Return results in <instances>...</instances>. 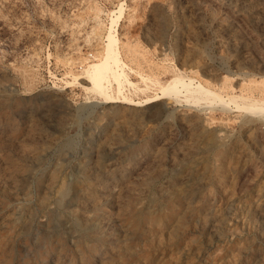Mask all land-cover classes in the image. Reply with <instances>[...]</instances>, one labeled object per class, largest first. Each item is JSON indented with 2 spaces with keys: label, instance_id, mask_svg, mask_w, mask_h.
<instances>
[{
  "label": "rangeland",
  "instance_id": "374dc122",
  "mask_svg": "<svg viewBox=\"0 0 264 264\" xmlns=\"http://www.w3.org/2000/svg\"><path fill=\"white\" fill-rule=\"evenodd\" d=\"M112 18L133 102L80 74ZM179 71L227 106L162 96ZM231 96L264 102V0H0V264H264V111Z\"/></svg>",
  "mask_w": 264,
  "mask_h": 264
},
{
  "label": "bare ground",
  "instance_id": "6f19581e",
  "mask_svg": "<svg viewBox=\"0 0 264 264\" xmlns=\"http://www.w3.org/2000/svg\"><path fill=\"white\" fill-rule=\"evenodd\" d=\"M219 1V0H218ZM253 1H255V0H253ZM186 5H187V3H186ZM190 5V4H189ZM178 9V8H177ZM100 22V21H99ZM116 22V18H112V21H111V28H110V31H109V33L107 34V42L105 43V45H103V49H102V51H99V52H97V55H96V61H94V62H92V63H89V64H87L83 69H82V71L80 72V74L82 75H80V74H77V76L78 77H85L86 79H88L89 80V82L91 83V86L89 87V89H90V91L91 92H94V93H96V94H98V95H100V96H103L104 98H105V100H107V101H111V102H117V101H119V99H122L123 101H126L127 102V100H131V98H129V96H128V94H126L125 93V87L126 86H133L129 81H125L126 83H124L122 80H121V77L122 76H124L125 75V73L122 71V72H120V69H123L124 68V63L121 61V59L119 58V54H120V46H118V42H117V39H116V37H115V35L113 34V31H112V27H113V25H114V23ZM260 25V24H259ZM101 28V27H100ZM103 28H104V26H103ZM188 34V33H187ZM187 38V37H186ZM185 38V39H186ZM186 41V40H185ZM128 45V44H127ZM129 46V45H128ZM128 49H129V47H128ZM130 52H132V53H134V56H136L135 55V50H132L131 49V51ZM138 55V54H137ZM139 58V57H138ZM244 68H245V66H241V70H239V72H242L243 70H244ZM182 72V71H181ZM181 72L179 71V73L177 72H175L176 74L172 77V80H170L169 82H167V83H165V84H163V85H161V87H160V89L162 90V96H174V99L175 98H178V97H181L180 95H184L185 97H186V99L187 100H189V99H192V100H194L195 102H198V100H200V99H206V98H211L212 99V101H217V100H220L222 103H223V105L224 106H227V104H228V102L225 100V99H223L222 98V96H220L218 93H216L215 91H213V90H211L210 88H208V87H205L204 85H202L201 83H199V84H197V85H194V80H193V78H190L189 77V79H187V78H185V76L186 75H182L181 74ZM183 74H185V73H183ZM80 75V76H79ZM76 76V75H75ZM76 76V77H77ZM75 77V78H76ZM187 77V76H186ZM112 81H115L116 83H117V86L116 87H113L112 86ZM156 82V81H155ZM165 82V81H164ZM242 82H243V80H242ZM225 83V82H224ZM246 82L244 81V84H245ZM156 84V83H155ZM161 84V83H160ZM221 84V83H220ZM249 84H251L250 82H249ZM253 84V83H252ZM256 84V83H255ZM159 85V84H158ZM228 85V84H227ZM226 85V86H227ZM248 85V84H247ZM255 86V85H254ZM253 86V87H254ZM257 86V85H256ZM111 87H112V89L113 90H116V91H114V92H110V89H111ZM155 87V86H154ZM231 87V86H230ZM220 89V88H219ZM241 89V88H240ZM255 89H257L256 87L254 88V90ZM222 90V89H221ZM243 90V89H242ZM251 90V89H250ZM242 92V91H241ZM248 92V91H247ZM161 93V92H160ZM249 93V92H248ZM247 93V94H248ZM250 93H251V91H250ZM182 95V96H183ZM245 95V94H244ZM251 95H253V92H252V94ZM160 94H157L156 93V95L155 96H150V97H148V98H146V100L147 101H149V102H153V101H155V100H157V99H159L160 97ZM240 96V95H239ZM131 97V96H130ZM240 97H243V95H241ZM145 98V97H144ZM249 98V97H248ZM162 99V98H161ZM185 99V100H186ZM240 99H242V98H240ZM133 100V99H132ZM131 100V101H132ZM177 100L178 99H176V102H177ZM180 100H183L182 98L180 99ZM230 100H232L233 102H235V103H237L236 104V106H237V108L239 109L240 107H242V108H245L246 110H248V111H251V112H257V113H262L263 111H264V102H256L255 101V99H246L242 104H243V106L242 105H240V103H238V100H237V96H231L230 97ZM130 101V102H131ZM201 101V100H200ZM203 101H205V100H203ZM120 102V101H119ZM129 102V101H128ZM133 102V101H132ZM131 102V103H132ZM136 102V101H135ZM140 102V101H139ZM178 102H179V100H178ZM218 102V101H217ZM137 103V102H136ZM189 103V102H188ZM199 103V102H198ZM140 104V103H139ZM203 104V103H202ZM219 104V103H218ZM142 105V104H141ZM188 106H189V104H187ZM197 105V104H196ZM204 105V104H203ZM191 107H193V106H191ZM200 108L202 107L201 105L199 106ZM199 107H197L198 109H199ZM222 107V106H221ZM194 108H195V106H194ZM160 108H158L157 107V104L156 105H154L153 106V110H152V113H151V115L152 116H155V115H157V114H160L159 112H161V110H159ZM221 109H223V108H221ZM241 109V108H240ZM195 110V109H194ZM203 110H204V108H203ZM244 110V109H243ZM246 110H244V112H246ZM147 111V110H146ZM151 111V110H150ZM200 111H202V110H200ZM193 112H195V111H193ZM149 113V112H148ZM182 113V112H181ZM250 113V112H249ZM118 114V113H117ZM119 115V114H118ZM124 116V115H123ZM194 116V115H193ZM210 116V115H209ZM145 117V116H144ZM185 117V116H184ZM211 117V116H210ZM124 118V117H123ZM146 118V117H145ZM181 118H183V117H181ZM115 119V118H114ZM118 119V118H117ZM173 119V118H172ZM191 119V118H190ZM211 119H213V118H211ZM215 119V118H214ZM127 120V119H126ZM148 120V119H147ZM152 120H153V118H152ZM137 121V120H136ZM190 121H192V120H190ZM207 121H209V120H207ZM118 122V121H117ZM168 122V121H167ZM176 123V122H175ZM182 123V122H181ZM205 123V122H204ZM206 123H208V122H206ZM213 123V122H212ZM172 124V123H171ZM177 125V124H176ZM204 125V124H203ZM203 125L201 124V122L200 121H198V119H196V121H194V122H188V123H185V127H184V131H183V134L185 135V137H187L188 139H189V141L191 142V144H193V145H195L196 146V143H198V142H200V141H202L204 138H205V136H204V127H203ZM212 125V124H211ZM205 126H208V125H205ZM214 126V125H213ZM213 126H211V127H213ZM217 126V125H216ZM223 127V126H222ZM219 128H220V126H219ZM168 129H169V127H168ZM180 129V128H179ZM171 131H172V129H170ZM219 130V129H218ZM110 132V131H109ZM168 132V131H167ZM222 132V131H221ZM27 133V132H26ZM33 133V132H32ZM219 133V132H218ZM217 133V134H218ZM114 134V133H113ZM221 134V133H220ZM258 134V133H257ZM106 135V134H105ZM110 135H112V134H110ZM222 135V134H221ZM30 136V135H29ZM169 136V135H168ZM103 137V136H102ZM209 137V136H208ZM211 137V136H210ZM214 137V136H213ZM12 138V137H11ZM10 138V139H11ZM15 140V139H14ZM160 141V140H159ZM188 141V142H189ZM208 141V140H207ZM16 142V141H15ZM172 142V141H171ZM27 143V142H26ZM101 143V142H100ZM162 143V142H161ZM164 143V142H163ZM170 143V142H169ZM202 143V142H201ZM200 143V144H201ZM207 143V142H206ZM16 144V143H15ZM189 144V143H188ZM204 144H205V142H204ZM208 144V143H207ZM19 145V144H18ZM102 145V144H101ZM161 146V145H160ZM23 147V146H22ZM107 147V146H106ZM197 147V146H196ZM199 147H201L200 145H199ZM223 147V146H222ZM3 148V147H2ZM97 148H99V144H98V147ZM24 149V148H23ZM115 149V148H114ZM26 150V149H25ZM184 150V149H183ZM20 151V150H19ZM206 151V150H205ZM209 151V150H208ZM215 151V150H214ZM16 152V151H15ZM22 152V151H21ZM172 152V151H171ZM194 152L195 151H193L192 152V154H194ZM181 153V152H180ZM3 155V154H2ZM24 155V154H23ZM85 155V154H84ZM183 155V154H182ZM30 156V155H29ZM41 156V155H40ZM224 156V155H223ZM7 157V156H6ZM21 157V156H20ZM169 157V156H168ZM205 157V156H204ZM212 157V156H211ZM215 157V156H214ZM95 158V157H94ZM94 158H93V160H94ZM1 159V158H0ZM3 159V158H2ZM111 159V158H110ZM178 159V158H177ZM213 159V158H212ZM146 160V159H145ZM10 161H12V160H10ZM168 161V160H167ZM181 161V160H180ZM2 162H4V160L2 161ZM9 162V161H8ZM145 162V161H144ZM166 162V161H165ZM23 163V162H22ZM184 163H185V161H184ZM190 163H191V165L193 166L194 164V161L193 160H190ZM1 164V163H0ZM3 164V163H2ZM24 164H25V162H24ZM94 164V163H93ZM189 164V163H188ZM220 164V163H219ZM21 165V164H20ZM39 165V164H38ZM97 165V164H96ZM244 165V164H243ZM247 165V164H246ZM9 166V165H8ZM115 166V165H114ZM114 166H113V168H114ZM2 167V166H1ZM95 167V166H94ZM97 167V166H96ZM111 168V167H110ZM142 168V167H141ZM186 168V167H185ZM2 169V168H1ZM6 169V168H5ZM4 169V170H5ZM94 169V168H93ZM109 169V168H108ZM140 169V168H139ZM3 170V171H4ZM133 170V169H132ZM138 170V169H137ZM186 170V169H185ZM208 170V169H207ZM85 171V170H84ZM108 171V170H107ZM111 171V170H110ZM202 171V170H201ZM8 172V171H7ZM19 172V171H18ZM86 172V171H85ZM96 172V171H95ZM135 172V171H134ZM3 173V172H2ZM6 173V172H5ZM29 173V172H28ZM56 173V172H55ZM91 173V172H90ZM93 173H94V171H93ZM150 173V172H149ZM212 173V172H211ZM221 173V172H220ZM10 174V173H9ZM132 174V173H131ZM154 174V173H153ZM224 174V173H223ZM222 174V175H223ZM13 175V174H12ZM93 175V174H92ZM99 175V174H98ZM103 175V174H102ZM150 175V174H149ZM7 176V175H6ZM28 176H29V174H28ZM110 176H112V174L110 175ZM147 176V175H146ZM162 176V175H161ZM4 177H5V174H4ZM15 177V176H14ZM48 177H50V176H48ZM52 177V176H51ZM61 177V176H60ZM93 177V176H92ZM98 177V176H97ZM100 177V176H99ZM109 177V176H108ZM142 177V176H141ZM160 177V176H159ZM2 178V177H1ZM11 178H13V176L11 177ZM64 178V177H63ZM148 178V177H147ZM19 179V178H18ZM50 179V178H49ZM87 179V178H86ZM85 179V180H86ZM154 179V178H153ZM6 180H8V179H6ZM10 180V179H9ZM12 180V179H11ZM61 180V179H60ZM99 180V179H98ZM136 180V179H135ZM138 181V180H137ZM161 181V180H160ZM163 181V180H162ZM167 181V180H166ZM181 181V180H180ZM5 182V181H4ZM48 182V181H47ZM62 182V181H61ZM64 182V181H63ZM62 182V183H63ZM87 182V181H86ZM125 182V181H124ZM132 182V181H131ZM156 182V181H155ZM22 183V182H21ZM58 183H59V181H58ZM62 183H59V184H62ZM96 183H97V181H96ZM143 183V182H142ZM151 183V182H150ZM238 183V182H237ZM64 184V183H63ZM88 184V183H87ZM94 184V183H93ZM104 184V183H103ZM102 184V185H103ZM108 184V183H107ZM152 184V183H151ZM155 184V183H154ZM235 184V183H234ZM11 185H12V183H11ZM25 185V184H24ZM53 185V184H52ZM58 185V184H57ZM65 185V184H64ZM82 185V184H81ZM235 185H237V184H235ZM4 186V185H3ZM8 186V185H7ZM14 186V185H13ZM144 186V185H143ZM147 186V185H146ZM53 187V186H52ZM59 187H61V185L59 186ZM64 187V186H63ZM62 187V188H63ZM67 187V186H66ZM69 187V186H68ZM79 187V186H78ZM88 187V186H87ZM92 187V186H91ZM120 187H121V185H120ZM123 187H126V186H123ZM167 187V186H166ZM74 188V187H73ZM72 188V189H73ZM99 188V187H98ZM114 188V187H113ZM150 188V187H149ZM1 189V188H0ZM4 189V188H3ZM53 189H55V188H53ZM72 189H70V190H72ZM101 189V188H100ZM146 189V188H145ZM153 189V188H152ZM155 189V188H154ZM187 189V188H186ZM20 190V189H19ZM47 190V189H46ZM59 190L61 191V189L59 188ZM66 190H67V188H66ZM69 190V191H70ZM76 190H78L77 188H76ZM98 190V189H97ZM109 190V189H108ZM126 190V189H125ZM133 190V189H132ZM140 190V189H139ZM166 190V189H165ZM164 190V191H165ZM3 191V190H2ZM56 191V190H55ZM96 191V190H95ZM113 191V190H112ZM118 191V190H117ZM176 191V190H175ZM10 192H11V190H10ZM47 192V191H46ZM65 192H67V191H65ZM64 192V193H65ZM101 192V191H100ZM99 192V193H100ZM103 192V191H102ZM109 192H110V190H109ZM151 192V191H150ZM172 192H174V191H172ZM179 192V191H178ZM8 193V192H7ZM55 193V192H54ZM58 193H60V192H58ZM63 193V192H62ZM69 193V192H68ZM113 193V192H112ZM143 193V192H142ZM149 193V192H148ZM152 193V192H151ZM150 193V194H151ZM208 193V192H207ZM14 194V193H13ZM15 194H16V192H15ZM14 194V195H15ZM19 194V193H18ZM66 194V193H65ZM134 194V193H133ZM145 194V193H144ZM149 194V195H150ZM55 195V194H54ZM61 195V194H60ZM85 195H87V194H85ZM142 195V194H141ZM157 195V194H156ZM170 196H171V194H169ZM181 195V194H180ZM180 195H179V197H180ZM7 196V195H6ZM53 196V195H52ZM57 196V195H56ZM55 196V197H56ZM95 196V195H94ZM107 196V195H106ZM151 196V195H150ZM161 196V195H160ZM15 197V196H14ZM19 197V196H18ZM83 197V196H82ZM111 197V196H110ZM119 197V196H118ZM158 197V196H157ZM43 198V197H42ZM62 198V197H61ZM64 198V197H63ZM72 198V197H71ZM138 198V197H137ZM142 198H143V196H142ZM177 198V197H176ZM15 199V198H14ZM73 199V198H72ZM83 199V198H82ZM91 199H92V197L91 196H85V201H87V202H89V201H91ZM116 199V198H115ZM135 199V198H134ZM141 199V198H140ZM153 199V198H152ZM155 199V198H154ZM164 199V198H163ZM180 199V198H179ZM102 200V199H101ZM111 200V199H110ZM109 200V201H110ZM117 200V199H116ZM130 200H131V198H130ZM151 200V199H150ZM182 200V199H181ZM11 201V200H10ZM43 201V200H42ZM45 201V200H44ZM51 201V200H50ZM141 201H143V200H141ZM202 201V200H201ZM41 202V201H40ZM54 202V201H53ZM58 202H60V201H58ZM62 202H64V201H62ZM96 202V201H95ZM113 202V201H112ZM132 202V201H131ZM160 202V201H159ZM179 202V201H178ZM2 203V202H1ZM47 203H49V202H47ZM75 203V202H74ZM77 203V202H76ZM115 203V202H114ZM120 203V202H119ZM10 204H12V203H10ZM65 204V203H64ZM134 204V203H133ZM141 204H142V202H141ZM9 205V204H8ZM12 205H14V204H12ZM11 205V206H12ZM114 205V204H113ZM136 205V204H135ZM158 205V204H157ZM166 205V204H165ZM2 206V205H1ZM7 206V205H6ZM15 206V205H14ZM41 206V205H40ZM43 206H44V204H43ZM48 206V205H47ZM63 206V205H62ZM77 206V205H76ZM76 206H75V208H76ZM84 206V205H83ZM107 206V205H106ZM149 206V205H148ZM164 206V205H163ZM225 206V205H224ZM49 207H50V205H49ZM48 207V208H49ZM57 207V206H56ZM82 207V206H81ZM134 207V206H133ZM214 207V206H213ZM222 207V206H221ZM226 207V206H225ZM45 208V207H44ZM99 208V207H98ZM141 208V207H140ZM143 208V207H142ZM145 208V207H144ZM156 208V207H155ZM164 208H165V206H164ZM176 208V207H175ZM212 208V207H211ZM217 208V207H216ZM70 209H72V208H70ZM74 209V208H73ZM77 209V208H76ZM113 209V208H112ZM131 209V208H130ZM145 209H147V208H145ZM167 209V208H166ZM213 209V208H212ZM218 209V208H217ZM223 209V208H222ZM40 210V209H39ZM43 210V209H42ZM79 210V209H78ZM186 210V209H185ZM56 211H59V209L58 210H56ZM122 211V210H121ZM131 211V210H130ZM138 211V210H137ZM216 211V210H215ZM221 211V210H220ZM23 212V211H22ZM55 212V211H54ZM105 212V211H104ZM118 212H119V210H118ZM117 212V213H118ZM133 212V211H132ZM147 213H148V211H146ZM145 212V213H146ZM161 212V211H160ZM168 212V211H167ZM185 212V211H184ZM27 213V212H26ZM59 213V212H58ZM62 213V212H61ZM69 213V212H68ZM73 213H74V211H73ZM91 213H93V212H91ZM131 213V212H130ZM154 213H155V211H154ZM181 213V212H180ZM193 213V212H192ZM217 213H219V212H217ZM226 213V212H225ZM224 213V214H225ZM44 214V213H43ZM70 214V213H69ZM89 214V213H88ZM126 214V213H125ZM142 214V213H141ZM202 214V213H201ZM18 215V214H17ZM27 215H28V213H27ZM93 215V214H92ZM110 215V214H109ZM115 215V214H114ZM153 215V214H152ZM191 215V214H190ZM221 215V214H220ZM29 216V215H28ZM57 216V215H56ZM111 216V215H110ZM120 216V215H119ZM123 216V215H122ZM121 216V217H122ZM134 216V215H133ZM150 216V215H149ZM178 216V215H177ZM185 216V215H184ZM199 215L197 214V217H198ZM259 216V215H258ZM6 217V216H5ZM9 217V216H8ZM22 217V216H21ZM61 217V216H60ZM72 217H74V216H72ZM89 217V216H88ZM113 217V216H112ZM111 217V218H112ZM129 217V216H128ZM137 217V216H136ZM183 217V216H182ZM199 217H201V216H199ZM198 217V218H199ZM220 217V216H219ZM260 217V216H259ZM3 218V217H2ZM13 218V217H12ZM17 218V216L15 217V219ZM26 218H28V217H26ZM54 218V217H53ZM86 218V217H85ZM120 218V217H119ZM162 218V217H161ZM179 218V217H178ZM194 218V217H193ZM211 218V217H210ZM225 218V217H224ZM19 219V218H18ZM57 219V218H56ZM73 219V218H72ZM76 219V218H75ZM110 219V218H109ZM109 219H108V221H109ZM114 219V218H113ZM147 219V218H146ZM181 219V218H180ZM262 219V218H261ZM54 220H55V218H54ZM115 220V219H114ZM121 220V219H120ZM176 220V219H175ZM199 220V219H198ZM205 220V219H204ZM210 220V219H209ZM216 220V219H215ZM218 220V219H217ZM221 220H223V218L221 219ZM14 221V220H13ZM25 221V220H24ZM52 221V220H51ZM74 221V220H73ZM76 221V220H75ZM86 221V220H85ZM97 221V220H96ZM136 221H137V219H136ZM191 221H192V219H191ZM19 222V221H18ZM30 221H28V223H29ZM78 222V221H77ZM118 222V221H117ZM120 222V221H119ZM124 222V221H123ZM132 222H134V220H132ZM194 222V221H193ZM205 222H207V221H205ZM204 222V223H205ZM216 222V221H215ZM260 222V221H259ZM24 222H22V225H24L23 224ZM90 223H91V221H90ZM95 223V222H94ZM107 223H109V222H107ZM113 223V222H112ZM138 223V222H137ZM189 223V222H188ZM203 223V224H204ZM3 224V223H2ZM18 224H20V223H18ZM78 224V223H77ZM125 224V223H124ZM135 224V223H134ZM138 224H140V222L138 223ZM212 224V223H211ZM14 225V224H13ZM21 225V224H20ZM94 225V224H93ZM106 225V224H105ZM127 225V224H126ZM142 225V224H141ZM149 225V224H148ZM148 225H146V226H148ZM151 225V224H150ZM6 226V225H5ZM4 226V227H5ZM9 226V225H8ZM7 226V227H8ZM26 226H28L27 225V223H26ZM26 226H23V228H25ZM79 226V225H78ZM131 226H133V225H131ZM157 226V225H156ZM2 227V226H1ZM91 227V226H90ZM113 227V226H112ZM149 227V226H148ZM176 227V226H175ZM180 227V226H179ZM98 228V227H97ZM146 228V227H145ZM29 229V228H28ZM79 229H81V228H79ZM104 229V228H103ZM119 229V228H118ZM121 229V228H120ZM124 229V228H123ZM148 229V228H147ZM162 229V228H161ZM184 229V228H183ZM182 229V230H183ZM202 229H204V228H202ZM5 230V229H4ZM78 230V229H77ZM86 230V229H85ZM169 230V229H168ZM167 230V231H168ZM178 230V229H177ZM2 231V230H1ZM11 231H13V230H11ZM125 231V230H124ZM176 231V230H175ZM84 232V231H83ZM89 232H91L90 230H89ZM93 232V231H92ZM117 232V231H116ZM129 232V231H128ZM156 232V231H155ZM154 232V233H155ZM160 232V231H159ZM164 232V231H163ZM182 232V231H181ZM8 233V232H7ZM10 233V232H9ZM86 233V232H85ZM110 233H111V231H110ZM121 233V232H120ZM126 233V232H125ZM146 233V232H145ZM150 233V232H149ZM184 233H185V231H184ZM45 234V233H44ZM60 234H61V232H60ZM59 234V235H60ZM97 234V233H96ZM109 234V233H108ZM127 234V233H126ZM133 234V233H132ZM143 234V233H142ZM164 234V233H163ZM162 234V235H163ZM168 234V233H167ZM172 234V233H171ZM170 234V235H171ZM174 234V233H173ZM6 235V234H5ZM46 235V234H45ZM79 235H81V234H79ZM92 235H93V233H92ZM100 235V234H99ZM102 235V234H101ZM117 235V234H116ZM151 235V234H150ZM157 235V234H156ZM155 235V236H156ZM162 235H160V236H162ZM181 235H183V234H181ZM0 236H1V234H0ZM3 236V235H2ZM8 236V235H7ZM22 236V235H21ZM63 236V235H62ZM110 236V235H109ZM115 236V235H114ZM118 236V235H117ZM122 236V235H121ZM152 236V235H151ZM173 236V235H172ZM177 236V235H176ZM64 237V236H63ZM81 237V236H80ZM101 237V236H100ZM116 237V236H115ZM171 237V236H170ZM7 238V237H6ZM16 238V237H15ZM90 238V237H89ZM94 238V237H93ZM92 238V239H93ZM96 238H98V237H96ZM95 238V239H96ZM114 238V237H113ZM120 238V237H119ZM123 238V237H122ZM174 238V237H173ZM176 238V237H175ZM11 239V238H10ZM64 239V238H63ZM151 239V238H150ZM165 239V238H164ZM167 239V238H166ZM9 240V239H8ZM46 240V239H45ZM87 240V239H86ZM98 240V239H97ZM114 240V239H113ZM124 240V239H123ZM147 240V239H146ZM16 241V240H15ZM14 241V242H15ZM63 241V240H62ZM139 241V240H138ZM143 241V240H142ZM155 241V240H154ZM158 241V240H157ZM160 241V240H159ZM163 241V240H162ZM170 241V240H169ZM2 242V241H1ZM115 241H113V243H114ZM127 242V241H126ZM139 242H141V241H139ZM175 242V241H174ZM5 243V242H4ZM95 243H98V242H95ZM119 243V242H118ZM122 243V242H121ZM154 243V242H153ZM157 243V242H156ZM159 243V242H158ZM15 244V243H14ZM64 244V243H63ZM117 244V243H116ZM140 244V243H139ZM172 244V243H171ZM174 244V243H173ZM85 245V244H84ZM158 245V244H157ZM112 246V245H111ZM137 246V245H136ZM135 246V247H136ZM140 246H141V244H140ZM146 246V245H145ZM155 246V245H154ZM85 247V246H84ZM118 247V246H117ZM126 247V246H125ZM134 247V248H135ZM124 248V247H123ZM122 248V249H123ZM158 248H159V246H158ZM168 248V247H167ZM61 249V248H60ZM67 249V248H66ZM74 249V248H73ZM127 249H129V248H127ZM69 250V249H68ZM130 250V249H129ZM134 250V249H133ZM10 251H12V249L10 250ZM66 251V250H65ZM71 251V250H70ZM120 251V250H119ZM155 251H156V249H155ZM154 251V252H155ZM60 252V251H59ZM68 252V251H67ZM81 252V251H80ZM87 252V251H86ZM89 252V251H88ZM108 252V251H107ZM5 253V252H4ZM10 253V252H9ZM126 253V252H125ZM132 253V252H131ZM135 253V252H134ZM162 253H163V251H162ZM79 254V253H78ZM77 254V255H78ZM6 255V254H5ZM10 255V254H9ZM9 255H8V257H9ZM94 255V254H93ZM128 255V254H127ZM90 256V255H89ZM121 256V255H120ZM126 256V255H125ZM1 257V256H0ZM4 257V256H3ZM3 257H1V258H3ZM57 257V256H56ZM94 257V256H93ZM128 257H130V256H128ZM136 257V256H135ZM68 258V257H67ZM54 259H55V257H54ZM120 259V258H119ZM122 260V259H121ZM125 260V259H124ZM87 261V260H86ZM100 261V260H99ZM118 261V260H117ZM116 261V262H117ZM8 262V261H7ZM142 262V261H141ZM52 263H54V262H52ZM123 263V262H122ZM133 263V262H132ZM102 264V263H101ZM104 264V263H103ZM106 264H107V261H106ZM109 264V263H108ZM120 264V263H119Z\"/></svg>",
  "mask_w": 264,
  "mask_h": 264
}]
</instances>
